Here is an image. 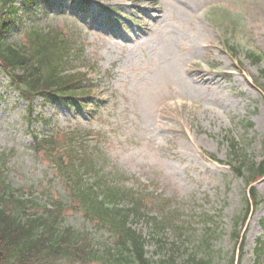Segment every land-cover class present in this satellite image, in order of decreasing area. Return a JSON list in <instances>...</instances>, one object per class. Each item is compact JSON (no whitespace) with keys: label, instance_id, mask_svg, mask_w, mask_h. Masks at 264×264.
Returning a JSON list of instances; mask_svg holds the SVG:
<instances>
[{"label":"rangeland","instance_id":"obj_1","mask_svg":"<svg viewBox=\"0 0 264 264\" xmlns=\"http://www.w3.org/2000/svg\"><path fill=\"white\" fill-rule=\"evenodd\" d=\"M90 2L84 17L58 1L36 25L64 35L68 59L57 69L67 78L91 81L94 113L88 106L77 112L39 98L28 112L0 74V176L29 214H44L66 195L49 156L34 153L26 124L44 137L56 129L77 131L104 171L142 191L149 209L166 222L160 241L150 240L145 221L134 225L153 264H185L193 254L210 264H227L234 255L240 264H255L256 239L264 240V179L255 185L259 204L241 227L244 244L237 254L233 235L245 191L227 162L231 139L249 161L264 154V94L258 91L264 90V0ZM101 7L115 10L119 24L105 27ZM10 37L23 47L24 36ZM187 67L201 74L186 75ZM64 216L66 225L107 242L108 235L85 223L73 206ZM206 236L209 250L202 248Z\"/></svg>","mask_w":264,"mask_h":264},{"label":"trees","instance_id":"obj_2","mask_svg":"<svg viewBox=\"0 0 264 264\" xmlns=\"http://www.w3.org/2000/svg\"><path fill=\"white\" fill-rule=\"evenodd\" d=\"M14 1L0 0V71L8 76L14 87L19 88L27 102L38 96L42 101L56 105L71 108L84 106L77 96L83 92L81 82L74 78H61L55 71L57 65L64 60L62 37L30 31L24 46L26 51L5 44V36L9 27L13 26L11 18L17 10L11 5ZM70 1L76 7L85 3V0ZM50 4L49 0H24L21 9L27 10L32 17L34 12L44 10V7ZM27 52L31 57L26 56ZM32 59L36 60V66L33 65ZM57 133L61 135L62 140L65 138L63 143L57 142L56 135L48 140L35 137L34 144L41 147L42 142H45L48 152L51 147L66 146L56 158H52L53 166L67 190L68 200L76 203L75 211L81 213L86 221L93 223L97 231L104 230L110 235V244L101 251L104 255H99L100 251L92 252V237H85L64 225V209L58 205L55 212H47L46 216L27 221L21 211L23 203L16 202L11 205L14 210L11 209L9 198L12 195L8 189L3 188V194H0V264H57L61 260L71 264L75 258L81 262L79 264H88L89 260L100 256L105 257L104 260L100 259L106 262L104 264H151L143 249L144 241L141 235L129 226L131 220L144 215L146 209L144 210L141 201L134 198L129 208H116V200L126 195L121 188L107 182L100 171L92 175L93 164L87 153L89 149L83 144L81 135L75 131ZM81 149L87 150L86 153L82 154ZM237 155L240 156L236 154V160ZM95 168H98L96 164ZM239 170L238 167L237 172ZM127 195L132 198L136 194L128 192ZM156 224L151 221L154 230H157ZM260 249L264 250V246ZM186 263L208 264V261L188 258Z\"/></svg>","mask_w":264,"mask_h":264},{"label":"bare ground","instance_id":"obj_3","mask_svg":"<svg viewBox=\"0 0 264 264\" xmlns=\"http://www.w3.org/2000/svg\"><path fill=\"white\" fill-rule=\"evenodd\" d=\"M208 48H211V46H207L206 47V49H208ZM206 54H208V52H207V50H206ZM184 73L186 74V75H189V74H191V73H196V74H201V72H200V70H198V69H195V68H191V67H187V68H185L184 69ZM203 83H206L204 80H203ZM168 107H165V108H162L161 110H160V116L163 114V113H165L167 110Z\"/></svg>","mask_w":264,"mask_h":264}]
</instances>
